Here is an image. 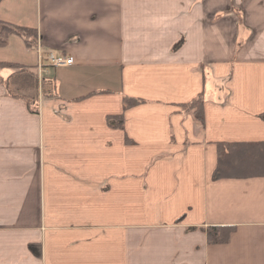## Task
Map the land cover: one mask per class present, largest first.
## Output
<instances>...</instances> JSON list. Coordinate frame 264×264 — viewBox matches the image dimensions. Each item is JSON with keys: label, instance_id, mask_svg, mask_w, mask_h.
<instances>
[{"label": "crops", "instance_id": "1", "mask_svg": "<svg viewBox=\"0 0 264 264\" xmlns=\"http://www.w3.org/2000/svg\"><path fill=\"white\" fill-rule=\"evenodd\" d=\"M0 19L37 33L0 44L19 63L0 67V264H264V172L213 178L219 141L264 140V0H0ZM36 42L75 62L39 65ZM214 224L236 227L215 243Z\"/></svg>", "mask_w": 264, "mask_h": 264}, {"label": "trees", "instance_id": "2", "mask_svg": "<svg viewBox=\"0 0 264 264\" xmlns=\"http://www.w3.org/2000/svg\"><path fill=\"white\" fill-rule=\"evenodd\" d=\"M10 32H17L27 36L32 42L37 40L36 27L14 24L0 19V44ZM28 40V41H30ZM4 65L19 66V63L0 60V67ZM141 97L125 95L124 105L129 107L140 102ZM204 96L200 92L186 103V108L192 109L195 119L204 124ZM107 120L114 125H123V113L109 114ZM255 172H264V140L219 141L218 163L213 172V178L224 176H244ZM233 224H214L204 227L210 242H226L235 230Z\"/></svg>", "mask_w": 264, "mask_h": 264}, {"label": "built area", "instance_id": "3", "mask_svg": "<svg viewBox=\"0 0 264 264\" xmlns=\"http://www.w3.org/2000/svg\"><path fill=\"white\" fill-rule=\"evenodd\" d=\"M37 43L38 42L34 43L33 46L38 50L39 65H42L44 62H46L45 60L53 65H71L75 62V58L72 54L54 48H49L46 50L41 47V44Z\"/></svg>", "mask_w": 264, "mask_h": 264}]
</instances>
